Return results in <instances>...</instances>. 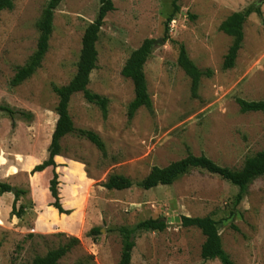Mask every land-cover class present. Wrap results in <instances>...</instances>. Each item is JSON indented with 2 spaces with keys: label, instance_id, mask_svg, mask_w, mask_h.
Masks as SVG:
<instances>
[{
  "label": "rangeland",
  "instance_id": "1",
  "mask_svg": "<svg viewBox=\"0 0 264 264\" xmlns=\"http://www.w3.org/2000/svg\"><path fill=\"white\" fill-rule=\"evenodd\" d=\"M111 1L114 10L98 33L96 67L88 84L90 91L108 99L107 116L103 119L81 93L68 103L74 127L97 133L106 156L75 135L60 140L58 192L69 214L49 206L51 171L30 170L43 161L51 138L57 103L51 86L65 85L75 74L81 37L97 15L99 0L60 2L40 67L16 87L9 81L14 68L35 50V24L48 0H14L12 9L0 13V104L34 112L30 127L17 118L15 128L0 112V181L24 192L16 207H25L20 218L10 216L14 194L0 196V264H31L36 255L70 237L80 243L57 264H75L89 254L94 264H118V229H134L148 218L165 219L167 227L160 232L135 230L130 264H219L200 257L204 237L199 229L170 221L180 215L211 216L233 264H264V175L248 185L240 201L238 187L198 169L188 170L171 185L148 190L138 185L153 166L164 167L188 152L239 169L247 157L264 150V112L243 113L236 103L237 98L264 100V0ZM248 7L261 13L248 15L234 66L224 70L232 38L219 25L232 12ZM146 38L161 41L152 44L144 64L152 113L141 107L128 121L133 85L120 71ZM178 44L199 69L212 71L201 78L195 98L189 78L176 63ZM110 174L125 176L130 185L105 189L101 184ZM92 227L100 232L90 237Z\"/></svg>",
  "mask_w": 264,
  "mask_h": 264
},
{
  "label": "trees",
  "instance_id": "2",
  "mask_svg": "<svg viewBox=\"0 0 264 264\" xmlns=\"http://www.w3.org/2000/svg\"><path fill=\"white\" fill-rule=\"evenodd\" d=\"M61 1L62 0H48L47 4L41 10L35 24L38 31L35 50L26 59L23 65L14 68V74L9 81L11 87L20 85L26 79L30 78L40 67L48 50V42L53 27V14ZM13 2L14 0H0V13L3 10L12 9ZM99 4L95 19L88 23L83 31L75 74L65 85L57 86L52 84L51 86L53 93L57 97V103L54 107L55 115L49 133V138H51L47 147L48 157L41 163L34 165L30 170V174H34L40 173L46 168H50L51 177L48 181V191L52 200L49 206L55 208V211H58L57 213L59 214H69V210L63 209L60 203L58 192L59 175L56 171L58 165L54 161V157L61 154L60 140L66 135H75L78 138L90 142L102 156H106L105 144L100 136L92 130L75 128L68 112V103L71 96L75 93H81L85 101L98 107L103 119L107 116L108 99L88 89L90 73L96 67V42L98 40V33L104 23L105 16L114 10L111 0H99ZM252 12L257 14L261 13L259 8L248 7L243 11L232 12L220 23L219 30L232 38L231 45L223 58L222 69L226 70L234 66L237 53L241 48L243 40V24L248 15ZM171 20L172 16L168 17L166 26ZM153 42L154 40L152 39H144L136 49L131 51L120 71L121 75L129 79L133 85L134 95L127 107L128 121L133 119L136 111L141 107L146 108L152 113V102L147 90L144 64L152 52ZM176 63L190 80L191 96L194 98L197 97L201 78L210 77L212 71L210 69H199L188 57L183 44H178ZM236 103L239 110L243 113L264 112V100L248 101L237 98ZM0 112L8 116L11 128H15V121L17 118L29 122L33 120V116L30 112L18 110L5 104H0ZM190 169L202 170L235 185L238 187L236 201H240L246 193L248 185L255 179L264 175V150L258 151L254 155L247 157L242 167L239 169L221 166L203 154L193 155L188 152L185 157L170 162L164 167L153 166L138 185L144 190L154 188L158 185H171L179 176ZM101 185L107 190H123L130 185V181L123 175L110 174ZM12 188L13 187L9 183L0 181V196L4 193L11 192ZM23 193V191L16 189L9 212L10 216L20 218L24 214L25 207L23 205H19L18 208L16 207V203ZM179 219L182 227L197 228L203 235L204 240L200 247V257L204 261L215 259L218 260L219 264H233L229 255L222 247L217 223L211 216L192 217L180 215ZM166 227V221L161 218H148L139 222L134 229L120 227L118 232L121 237L122 256L118 264H130L131 251L134 247L132 233L135 230L160 232ZM99 232L100 229L98 227H92L88 232V236H96ZM79 243L78 238L70 237L66 242L55 248L49 249L45 254L36 255L32 259L31 264H57L60 259ZM75 264H94V258L89 254L77 260Z\"/></svg>",
  "mask_w": 264,
  "mask_h": 264
},
{
  "label": "crops",
  "instance_id": "3",
  "mask_svg": "<svg viewBox=\"0 0 264 264\" xmlns=\"http://www.w3.org/2000/svg\"><path fill=\"white\" fill-rule=\"evenodd\" d=\"M20 110H23V109H20ZM24 111H28L27 109L26 110H24ZM32 111V110H31ZM31 111H29L30 113H32V115H33V113L34 112H31ZM34 116V115H33ZM7 118H8V116H6ZM9 119V118H8ZM57 119V118H56ZM10 120V119H9ZM18 121H21L20 123H22L23 125H25L26 127L28 126V127H30L29 125H31V124H33V122H29V121H26V120H24V119H18ZM50 142V141H49ZM49 145V144H48ZM47 157H48V152H47V150H45L44 151V156H43V159L42 160H45V159H47ZM28 159V158H27ZM61 159V154L60 155H57V156H55L54 157V161L56 162V164L57 165H59V163H60V160ZM29 162H30V160H27V163H28V165H29ZM26 164V163H25ZM33 164V163H32ZM32 164H30V165H32ZM57 168H58V166H57ZM57 168H56V171H57ZM46 169H49L50 170V168H46ZM45 169V170H46ZM44 170V171H45ZM43 172V171H42Z\"/></svg>",
  "mask_w": 264,
  "mask_h": 264
},
{
  "label": "water",
  "instance_id": "4",
  "mask_svg": "<svg viewBox=\"0 0 264 264\" xmlns=\"http://www.w3.org/2000/svg\"><path fill=\"white\" fill-rule=\"evenodd\" d=\"M160 42H161L160 40H159V42L158 41H154L153 44L160 43ZM11 192L14 194L16 192V188H12ZM163 220H165V219H163ZM170 221L180 222L179 216H175V217L171 218Z\"/></svg>",
  "mask_w": 264,
  "mask_h": 264
}]
</instances>
